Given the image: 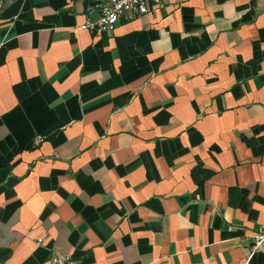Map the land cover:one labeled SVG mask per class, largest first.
<instances>
[{
	"label": "crops",
	"instance_id": "obj_1",
	"mask_svg": "<svg viewBox=\"0 0 264 264\" xmlns=\"http://www.w3.org/2000/svg\"><path fill=\"white\" fill-rule=\"evenodd\" d=\"M107 1L0 0V264H264V0Z\"/></svg>",
	"mask_w": 264,
	"mask_h": 264
},
{
	"label": "built area",
	"instance_id": "obj_2",
	"mask_svg": "<svg viewBox=\"0 0 264 264\" xmlns=\"http://www.w3.org/2000/svg\"><path fill=\"white\" fill-rule=\"evenodd\" d=\"M170 0H108L100 5V15L97 20H87L81 29L98 35L110 34L120 20L134 19L165 7ZM253 252L264 248V224L250 237ZM42 244V240H38ZM50 264H80L79 261L69 255H54Z\"/></svg>",
	"mask_w": 264,
	"mask_h": 264
}]
</instances>
